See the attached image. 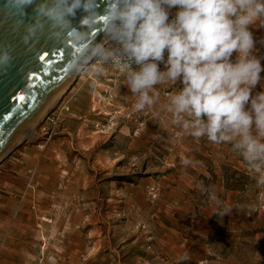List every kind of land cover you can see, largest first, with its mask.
<instances>
[{
  "label": "rangeland",
  "instance_id": "374dc122",
  "mask_svg": "<svg viewBox=\"0 0 264 264\" xmlns=\"http://www.w3.org/2000/svg\"><path fill=\"white\" fill-rule=\"evenodd\" d=\"M250 27L264 59V18ZM105 68L78 71L0 160V264H264V167L235 141L191 144L166 107L180 81L137 111L125 75ZM191 151L205 158L195 177Z\"/></svg>",
  "mask_w": 264,
  "mask_h": 264
},
{
  "label": "clouds",
  "instance_id": "9594fccd",
  "mask_svg": "<svg viewBox=\"0 0 264 264\" xmlns=\"http://www.w3.org/2000/svg\"><path fill=\"white\" fill-rule=\"evenodd\" d=\"M33 4L34 16L22 37L26 45L46 34L82 49L71 61L76 71L99 76L105 65L115 66L138 96L137 111L154 103L150 92L155 85L180 81L182 89L166 106L174 123L194 138L207 137L216 144L235 141L234 150L255 170L264 167V91L252 95L264 68L252 54L249 30L264 18V0H109L103 15L97 12V0H5L3 11L17 26ZM172 7L179 11L169 22ZM78 10L86 13L79 28L70 19ZM98 24L105 40L116 47L89 39ZM13 51L0 45V71L11 65Z\"/></svg>",
  "mask_w": 264,
  "mask_h": 264
},
{
  "label": "water",
  "instance_id": "95a60500",
  "mask_svg": "<svg viewBox=\"0 0 264 264\" xmlns=\"http://www.w3.org/2000/svg\"><path fill=\"white\" fill-rule=\"evenodd\" d=\"M108 2L97 0L99 15L104 14ZM4 4L5 0H0V45H10L14 51L11 65L0 71V160L76 76L78 71L72 68L71 61L82 50L70 41L50 40L46 34L26 45L22 37L25 26L32 22L35 4L25 8L26 15L17 26L15 18L5 15ZM85 14L78 10L70 18L72 25L81 27L79 22ZM89 39L106 41L102 24L90 33Z\"/></svg>",
  "mask_w": 264,
  "mask_h": 264
},
{
  "label": "crops",
  "instance_id": "0c3cea01",
  "mask_svg": "<svg viewBox=\"0 0 264 264\" xmlns=\"http://www.w3.org/2000/svg\"><path fill=\"white\" fill-rule=\"evenodd\" d=\"M168 11H169V19L170 18H174L175 19L176 13L179 11V8L178 7H172ZM249 30L250 31L252 30V28L250 26H249ZM256 44H257V42L254 41V47L256 46ZM236 58H237V53L234 52L232 57H231V59L233 60V62H235ZM257 58L260 60L262 68H264V59L262 57H260V56H258ZM263 73H264V71H261V73H260L261 78H262L261 74H263ZM255 87H257V85ZM262 91H264V83H263V89H260V88L252 89V95L255 96L257 93L262 92ZM190 141H191L192 145H195L196 141L198 143H204L205 145H207L210 142L207 139V137L194 138L192 136H191ZM219 144H221V143H219ZM200 152H202V151H200ZM196 154L197 153L195 151H191V153H188L186 155V156H190L192 158L191 163L189 165L185 166V170L186 171L184 170V172H185V174H187V176L189 175L191 177H195V176H198V175H200V174H202L204 172L203 171V165L205 166V162H204L205 158L201 157L199 159H196L194 157V156H196ZM205 155L207 156V154H205Z\"/></svg>",
  "mask_w": 264,
  "mask_h": 264
},
{
  "label": "bare ground",
  "instance_id": "6f19581e",
  "mask_svg": "<svg viewBox=\"0 0 264 264\" xmlns=\"http://www.w3.org/2000/svg\"><path fill=\"white\" fill-rule=\"evenodd\" d=\"M69 85V84H68ZM67 87V86H66ZM65 90V89H64ZM63 90V91H64ZM62 91V92H63ZM60 92L58 95H56L54 97V99L52 100V102L46 107V109L42 112V114L37 118L36 121L33 122V124L26 130L23 132V134L20 136V138L16 141V143H14L11 147V149L16 145L18 144L20 141H22L23 139L25 138H28V137H31L35 128L37 127L38 123L41 121V119L46 115L47 111L57 102L59 96L61 95Z\"/></svg>",
  "mask_w": 264,
  "mask_h": 264
},
{
  "label": "built area",
  "instance_id": "2783aa9c",
  "mask_svg": "<svg viewBox=\"0 0 264 264\" xmlns=\"http://www.w3.org/2000/svg\"><path fill=\"white\" fill-rule=\"evenodd\" d=\"M171 22V21H170Z\"/></svg>",
  "mask_w": 264,
  "mask_h": 264
}]
</instances>
